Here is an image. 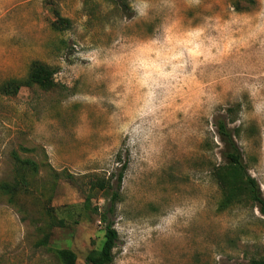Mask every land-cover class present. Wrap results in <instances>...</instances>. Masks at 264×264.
<instances>
[{
	"label": "rangeland",
	"instance_id": "374dc122",
	"mask_svg": "<svg viewBox=\"0 0 264 264\" xmlns=\"http://www.w3.org/2000/svg\"><path fill=\"white\" fill-rule=\"evenodd\" d=\"M36 61L52 89L1 93ZM230 108L264 195V0H0V264H60L58 249L87 264L107 203L91 182L125 163L112 264L264 258V216L212 176ZM50 214L64 224L41 246Z\"/></svg>",
	"mask_w": 264,
	"mask_h": 264
},
{
	"label": "trees",
	"instance_id": "16d2710c",
	"mask_svg": "<svg viewBox=\"0 0 264 264\" xmlns=\"http://www.w3.org/2000/svg\"><path fill=\"white\" fill-rule=\"evenodd\" d=\"M246 3H254V0H243ZM236 9H239L237 6ZM68 21H66L67 23ZM61 24V23H60ZM57 22H54L52 26L59 30ZM55 71L38 61L33 62L28 76L24 79L9 80L2 84L1 93L4 95H15L23 87L38 86L45 90L52 89L54 83ZM228 115L230 116H219L216 120V129L220 137L221 142L224 145L222 151V157L224 163L215 166L212 169V176L216 181V184L223 191L227 201L235 199L236 195L241 188L247 190L250 199L255 203L259 212L264 216V195L260 190L258 182L248 173L246 164L244 163L242 152L235 141L234 130L230 127V124L234 122L233 115L235 113L233 108L228 109ZM18 164L23 166H30L35 168V163L22 160L20 157L15 158ZM127 169L125 163L115 180L112 181V176L109 178H97L91 182V191L95 192L96 195L104 193L103 196L107 201L103 212H99L98 208H95L96 213L99 215L101 222L105 225V241L102 248L99 251H93L88 254L86 258L87 264H112L114 262V249L116 248L117 241L119 239L118 233L114 226V221L111 220V216L114 215L116 205L121 201V187L124 177V173ZM93 193L86 195L85 207L91 206L93 199ZM50 224L48 227L41 229L42 239L40 240L41 246L48 245L52 236V230L57 226H63V220H56L52 214L48 215ZM57 259L60 264H76L77 256L69 249H58L55 252ZM250 264H264V258L260 260H252Z\"/></svg>",
	"mask_w": 264,
	"mask_h": 264
}]
</instances>
